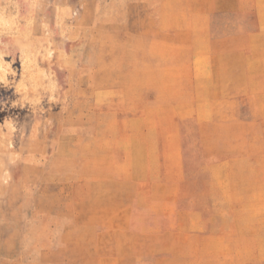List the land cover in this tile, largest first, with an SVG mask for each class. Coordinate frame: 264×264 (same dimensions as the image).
Instances as JSON below:
<instances>
[{
	"label": "rangeland",
	"instance_id": "obj_1",
	"mask_svg": "<svg viewBox=\"0 0 264 264\" xmlns=\"http://www.w3.org/2000/svg\"><path fill=\"white\" fill-rule=\"evenodd\" d=\"M226 3L0 0V264H264V62L225 54L261 6Z\"/></svg>",
	"mask_w": 264,
	"mask_h": 264
},
{
	"label": "crops",
	"instance_id": "obj_2",
	"mask_svg": "<svg viewBox=\"0 0 264 264\" xmlns=\"http://www.w3.org/2000/svg\"><path fill=\"white\" fill-rule=\"evenodd\" d=\"M227 3L231 6H239V8H237V13L236 15H238L237 17L239 18L240 16L246 14V11H252L253 9H249L247 8L248 6L252 5H256V6H261V10H259L256 14V19L260 21V24L258 25V30L255 33V36L260 37L261 40V47L260 48H225V54L227 53H238L241 55L245 54V53H256L259 54L260 56H258L256 58L257 61L259 62H264V0H226ZM249 33H246V36L249 37ZM235 37V35H233ZM240 39L242 40V37H240ZM246 42L247 39H246ZM243 46L240 43V47ZM264 67V66H262Z\"/></svg>",
	"mask_w": 264,
	"mask_h": 264
}]
</instances>
